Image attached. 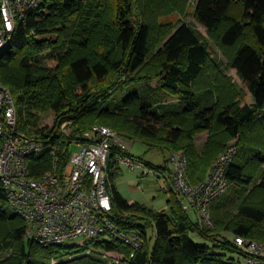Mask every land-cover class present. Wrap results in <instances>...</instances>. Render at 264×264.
<instances>
[{
    "label": "trees",
    "instance_id": "obj_1",
    "mask_svg": "<svg viewBox=\"0 0 264 264\" xmlns=\"http://www.w3.org/2000/svg\"><path fill=\"white\" fill-rule=\"evenodd\" d=\"M189 3L45 0L17 23L0 53V81L16 99L20 131L50 139L32 163L35 175L63 170L74 141L96 123L151 147L183 150L193 184L234 141L228 190L210 206L213 226L193 221L175 194L168 211L130 202L115 187L116 174L113 219L140 231L138 250L113 237L41 245L27 238L20 215L6 212L0 179V264H117L105 257L109 251L123 254L118 264H244L235 238L264 243V0H198L195 18L207 35L186 21ZM229 69L254 102L244 103ZM119 89L126 94L114 98ZM48 111L55 114L51 127L41 121ZM63 119L72 129L57 134ZM204 131L210 134L200 149ZM155 167L171 172L167 164ZM148 227L156 231L154 245Z\"/></svg>",
    "mask_w": 264,
    "mask_h": 264
},
{
    "label": "built area",
    "instance_id": "obj_2",
    "mask_svg": "<svg viewBox=\"0 0 264 264\" xmlns=\"http://www.w3.org/2000/svg\"><path fill=\"white\" fill-rule=\"evenodd\" d=\"M45 0H0V53L12 42L17 23L26 13ZM72 121L63 119L55 133H70ZM34 134L19 129L16 99L0 81V179L8 204L27 224V238L41 245L72 243L83 238L82 246L94 239L113 237L129 243L136 251L143 245L138 229H123L113 219L112 176L120 165L143 170L156 179L166 176L171 191L186 212L195 211L201 224L213 226L212 202L229 187L227 171L237 153L230 147L213 163L206 179L193 184L188 177V157L183 152L169 155L170 174L133 157L124 138L107 125L95 124L73 143L63 170L55 167L33 173V161L51 145ZM237 244L245 250L244 264H264V243L237 236ZM92 248H88L90 252ZM120 263L123 254L105 252Z\"/></svg>",
    "mask_w": 264,
    "mask_h": 264
},
{
    "label": "rangeland",
    "instance_id": "obj_3",
    "mask_svg": "<svg viewBox=\"0 0 264 264\" xmlns=\"http://www.w3.org/2000/svg\"><path fill=\"white\" fill-rule=\"evenodd\" d=\"M197 2L198 0H190L189 6H188V15L185 19L191 25L195 26L200 32L207 35L206 28L202 26L195 18ZM176 18L177 16L175 15H172L169 17V19H173V20H175ZM215 50L217 51L218 56L221 58V55L218 49L215 48ZM52 64L53 62L49 63V65H52ZM228 72L230 75L234 77L235 81H237L240 85L243 86L244 95L242 98L244 99V103L254 102L252 94L243 85V82L241 81L240 77L237 75L236 70L229 69ZM126 92L127 90L119 89L114 95V98L116 97L120 98L124 96ZM41 121L43 123L42 125H48L51 127L55 123V114L52 111L41 113ZM96 124H101V123H96ZM102 125H105V124H102ZM209 134H210L209 131H204V132H201L197 136L196 142L200 149H202L205 143L207 142ZM123 138L126 141V143L129 145L128 152L133 157L137 159H142L145 162L149 163L150 166L152 167L164 166L167 164L170 168V165H171L169 162L170 153L171 152H183L184 153L183 150L172 151L167 148L151 147L147 142H145L144 140L140 138H134V139H130L126 137H123ZM234 144L235 142L232 141L222 153L226 152L230 147L234 146ZM79 150H80V146L77 144H74L71 148V151L73 152H77ZM222 153H220V155ZM167 181L168 179L166 176H161L159 179H156L152 175H144L143 170L140 168L136 170H132L125 165H120V169L114 179V185L117 188V190L130 202H139L141 204H144L158 211H168L167 200L174 193L171 191L169 187V182L167 184ZM6 212L9 215L16 214L15 210L9 204L6 208ZM189 216L191 217L193 221L195 222L199 221L197 213L195 211H190ZM140 222H145V221L140 220ZM148 234L152 241V244L154 245L156 241L155 229L153 227H148ZM193 238L198 242L206 243V240L196 235H193ZM82 241H83V238H79V239H76L75 241H72V243L81 244ZM256 242H259V241H256ZM259 243H263V242H259ZM234 255H237V254H234ZM242 261L245 262V259L242 258Z\"/></svg>",
    "mask_w": 264,
    "mask_h": 264
},
{
    "label": "crops",
    "instance_id": "obj_4",
    "mask_svg": "<svg viewBox=\"0 0 264 264\" xmlns=\"http://www.w3.org/2000/svg\"><path fill=\"white\" fill-rule=\"evenodd\" d=\"M198 141V140H197ZM167 184H168V181H167Z\"/></svg>",
    "mask_w": 264,
    "mask_h": 264
}]
</instances>
